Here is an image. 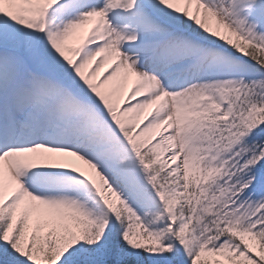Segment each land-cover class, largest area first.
Segmentation results:
<instances>
[{
	"label": "snow or ice",
	"instance_id": "6c2138e0",
	"mask_svg": "<svg viewBox=\"0 0 264 264\" xmlns=\"http://www.w3.org/2000/svg\"><path fill=\"white\" fill-rule=\"evenodd\" d=\"M0 264H264V0H0Z\"/></svg>",
	"mask_w": 264,
	"mask_h": 264
}]
</instances>
